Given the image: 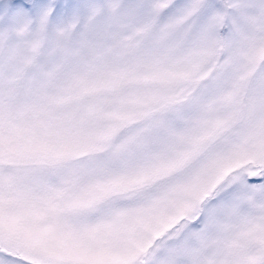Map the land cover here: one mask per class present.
<instances>
[{"label": "snow or ice", "instance_id": "obj_1", "mask_svg": "<svg viewBox=\"0 0 264 264\" xmlns=\"http://www.w3.org/2000/svg\"><path fill=\"white\" fill-rule=\"evenodd\" d=\"M0 264H264V0H0Z\"/></svg>", "mask_w": 264, "mask_h": 264}]
</instances>
